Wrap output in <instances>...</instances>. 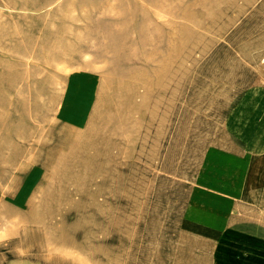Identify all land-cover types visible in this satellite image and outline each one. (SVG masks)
<instances>
[{
    "label": "rangeland",
    "instance_id": "374dc122",
    "mask_svg": "<svg viewBox=\"0 0 264 264\" xmlns=\"http://www.w3.org/2000/svg\"><path fill=\"white\" fill-rule=\"evenodd\" d=\"M0 264H264V0H0Z\"/></svg>",
    "mask_w": 264,
    "mask_h": 264
},
{
    "label": "crops",
    "instance_id": "0c3cea01",
    "mask_svg": "<svg viewBox=\"0 0 264 264\" xmlns=\"http://www.w3.org/2000/svg\"><path fill=\"white\" fill-rule=\"evenodd\" d=\"M0 207H1V198H0Z\"/></svg>",
    "mask_w": 264,
    "mask_h": 264
}]
</instances>
